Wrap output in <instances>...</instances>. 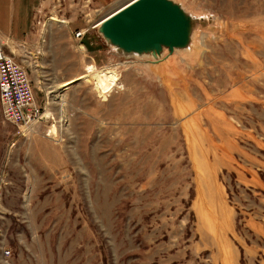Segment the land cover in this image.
<instances>
[{"label":"rangeland","instance_id":"obj_1","mask_svg":"<svg viewBox=\"0 0 264 264\" xmlns=\"http://www.w3.org/2000/svg\"><path fill=\"white\" fill-rule=\"evenodd\" d=\"M129 1L9 0L43 117L0 109V264H264V0H173L192 52L156 63L92 29Z\"/></svg>","mask_w":264,"mask_h":264},{"label":"water","instance_id":"obj_2","mask_svg":"<svg viewBox=\"0 0 264 264\" xmlns=\"http://www.w3.org/2000/svg\"><path fill=\"white\" fill-rule=\"evenodd\" d=\"M188 12L173 0H131L93 30L117 54L156 63L175 53L192 52L198 19Z\"/></svg>","mask_w":264,"mask_h":264},{"label":"built area","instance_id":"obj_3","mask_svg":"<svg viewBox=\"0 0 264 264\" xmlns=\"http://www.w3.org/2000/svg\"><path fill=\"white\" fill-rule=\"evenodd\" d=\"M92 26V29L95 28ZM83 32L74 34L80 39ZM0 37V109L2 118L17 129L42 121L43 111L35 100L32 83L22 61L16 60L17 44Z\"/></svg>","mask_w":264,"mask_h":264},{"label":"crops","instance_id":"obj_4","mask_svg":"<svg viewBox=\"0 0 264 264\" xmlns=\"http://www.w3.org/2000/svg\"><path fill=\"white\" fill-rule=\"evenodd\" d=\"M25 1H30L32 6L36 0ZM8 3L9 0H0V33L18 42H23V40L27 39L29 32L25 19L28 17L29 12H18L15 4L9 8L8 5L10 4Z\"/></svg>","mask_w":264,"mask_h":264},{"label":"bare ground","instance_id":"obj_5","mask_svg":"<svg viewBox=\"0 0 264 264\" xmlns=\"http://www.w3.org/2000/svg\"><path fill=\"white\" fill-rule=\"evenodd\" d=\"M130 2V1H129ZM127 4V3H126ZM99 24V23H98ZM92 68L91 66L88 67V69ZM92 72V70H91ZM98 75L95 77L96 78V86L98 89H100L101 91L105 92L107 91L108 89H111L114 85H115V82H116V77L115 75L112 73V72H105V71H101L100 73H97ZM88 76L85 75V76H82L80 77V79H85L87 78ZM74 81H69L65 84H63L62 86L60 87H55L53 89H50V91L48 92V95L53 93V92H56L57 90L61 89V88H64L66 86H69L70 84H72ZM55 99L57 98H61V95L57 94V97H54ZM63 98V97H62ZM53 101V100H52ZM60 101V99H59ZM49 104V103H48ZM61 115H63V110H61Z\"/></svg>","mask_w":264,"mask_h":264}]
</instances>
